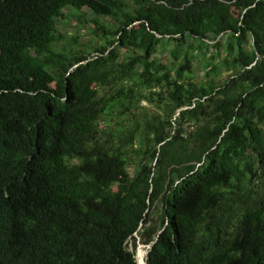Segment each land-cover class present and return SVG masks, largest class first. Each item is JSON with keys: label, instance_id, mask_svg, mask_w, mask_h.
I'll use <instances>...</instances> for the list:
<instances>
[{"label": "trees", "instance_id": "obj_1", "mask_svg": "<svg viewBox=\"0 0 264 264\" xmlns=\"http://www.w3.org/2000/svg\"><path fill=\"white\" fill-rule=\"evenodd\" d=\"M136 235L264 264V0H0V264H137Z\"/></svg>", "mask_w": 264, "mask_h": 264}, {"label": "rangeland", "instance_id": "obj_2", "mask_svg": "<svg viewBox=\"0 0 264 264\" xmlns=\"http://www.w3.org/2000/svg\"><path fill=\"white\" fill-rule=\"evenodd\" d=\"M62 25L64 32L67 34L68 37L76 38L80 44H85L91 39L90 32L84 28H78V23L76 21H70L62 20ZM204 72L202 68L196 67V77L197 80H200L201 77H203ZM228 74H225L223 78H226ZM155 219L157 220V216H155ZM136 238V247H134V243L131 242L129 244V248L132 252L136 255V260L139 259V257L144 256L147 259V253L149 252V245H144L141 243L140 237L138 235L135 236ZM142 252L143 254L138 255V253Z\"/></svg>", "mask_w": 264, "mask_h": 264}, {"label": "bare ground", "instance_id": "obj_3", "mask_svg": "<svg viewBox=\"0 0 264 264\" xmlns=\"http://www.w3.org/2000/svg\"><path fill=\"white\" fill-rule=\"evenodd\" d=\"M137 264H146V257H139V259H137Z\"/></svg>", "mask_w": 264, "mask_h": 264}, {"label": "water", "instance_id": "obj_4", "mask_svg": "<svg viewBox=\"0 0 264 264\" xmlns=\"http://www.w3.org/2000/svg\"><path fill=\"white\" fill-rule=\"evenodd\" d=\"M160 235V234H159ZM152 246H153V244H151L150 246H149V251H150V249L152 248ZM148 254H149V252L147 253V257H148ZM147 260V259H146ZM147 264V263H146Z\"/></svg>", "mask_w": 264, "mask_h": 264}]
</instances>
